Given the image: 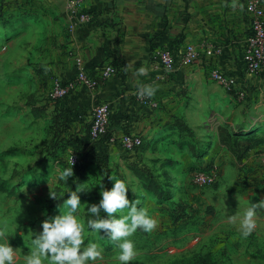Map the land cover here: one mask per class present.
<instances>
[{"label": "crops", "instance_id": "obj_1", "mask_svg": "<svg viewBox=\"0 0 264 264\" xmlns=\"http://www.w3.org/2000/svg\"><path fill=\"white\" fill-rule=\"evenodd\" d=\"M72 1L0 0V59H15L6 77L31 75L50 87L52 79L73 82L81 59L98 85H77L56 104L57 123L62 131L82 129L77 146L89 160L126 162L141 205L158 221L151 233L138 229L136 235L153 239L187 227L207 238L225 226L239 229V220L229 217L264 200L256 161L264 153V72L248 77L241 64L254 17L250 0H81L79 13L88 17L83 22L68 10ZM188 46L199 55L188 73L181 66L171 72L159 67L162 50L181 54ZM205 46L215 53L205 55ZM108 65L115 73L104 79ZM141 66L147 74L135 75ZM210 67L236 76V89L211 82ZM138 83L159 87L154 96L139 97ZM101 103L110 107L109 133L93 143L88 129ZM49 107L41 110L44 117ZM128 132L143 137L137 155L111 142ZM212 167L219 170L218 184L192 190L189 174Z\"/></svg>", "mask_w": 264, "mask_h": 264}, {"label": "rangeland", "instance_id": "obj_2", "mask_svg": "<svg viewBox=\"0 0 264 264\" xmlns=\"http://www.w3.org/2000/svg\"><path fill=\"white\" fill-rule=\"evenodd\" d=\"M13 60L0 59V231L13 249L19 250L16 264H24L23 257L31 251L33 233L42 231L44 220L60 214L63 200L69 198L67 192L75 191L77 185L85 190L78 193L85 224L82 247L89 239L94 240L103 250L96 264H119L115 259L119 249L104 236V230H101L103 237L99 233L91 234L87 208L99 203L102 185L107 189L113 187L111 177L125 180L129 200L139 199L142 203L133 178L125 173L126 162L122 159L113 163L89 160L88 152L77 146L83 138L80 137L82 129L71 127L62 131L57 123L55 107L58 103L49 98L50 81L31 75L24 79L6 77ZM46 106L53 109L49 117H44L41 111ZM33 110L40 113L35 114ZM127 153L137 155L138 151ZM71 155L78 157V164L73 166L74 175L67 184H56L57 168L68 166ZM120 171L124 178L118 176ZM256 213L257 226L246 238L240 235L239 229L229 226L207 238L198 230L191 234L187 227L161 233L153 239L134 233L130 239L135 242L137 256L130 264H264V207L258 206Z\"/></svg>", "mask_w": 264, "mask_h": 264}, {"label": "clouds", "instance_id": "obj_3", "mask_svg": "<svg viewBox=\"0 0 264 264\" xmlns=\"http://www.w3.org/2000/svg\"><path fill=\"white\" fill-rule=\"evenodd\" d=\"M235 7V4H233ZM148 68L141 66L135 75L143 76ZM139 97H152L158 90V85L137 84ZM66 167H58L54 182L67 184L68 179L74 175L72 157L68 159ZM114 185L111 189L101 186V199L99 203L88 205L87 226L91 234L105 235L113 242L119 251L115 259L119 264H130L137 256L135 242L130 239L139 229L145 233H151L158 224L154 216L150 215L147 206H142L139 199L132 201L128 198L129 186L125 180L111 177ZM85 191L82 185H77L75 191L67 192L69 198L63 200V210L55 217L42 222V231L31 237V251L23 257L24 264H96L102 257L101 245L89 239L84 243L85 224L82 217L83 206L78 193ZM56 198V194L51 192ZM264 207V200L258 204L246 207L243 212H238L229 217V220H239V231L242 237H248L255 230L256 209ZM106 213L107 215H101ZM120 213L119 216L116 214ZM35 237V238H33ZM98 237L97 239H99ZM8 238L0 231V264H16V254Z\"/></svg>", "mask_w": 264, "mask_h": 264}, {"label": "built area", "instance_id": "obj_4", "mask_svg": "<svg viewBox=\"0 0 264 264\" xmlns=\"http://www.w3.org/2000/svg\"><path fill=\"white\" fill-rule=\"evenodd\" d=\"M81 0H75L68 4V10L72 15L80 18L81 22L85 21L88 17L84 13H79V6ZM248 9L254 14L250 21L248 35L245 39L242 54L241 64L242 69L248 77L258 76L264 72V10L259 0H250ZM205 55L211 56L215 53L212 47L200 48ZM198 51L195 47L188 46L185 52L178 54L172 48L162 50L158 55V65L165 72H171L182 67L185 73H188L193 65L197 62ZM78 72L76 81H62L57 78L52 82L49 98L55 103L65 102L72 90L77 86H85L90 89L97 87L98 83L91 79L83 68L81 59H77ZM115 73L113 66H106L102 70L104 79H109ZM208 79L213 83H218L227 90L236 89L238 79L234 75L226 74L214 67H210L207 71ZM240 98L243 93L239 94ZM145 103L150 108H156L157 104L154 101L144 99ZM110 126V107L106 103L99 104L92 115V121L88 129V139L93 143H98L104 139L109 133ZM112 143L118 146L124 152H136L143 147V137L140 134L128 132L118 139H112ZM73 166L78 164V157L71 155ZM256 161L263 170L264 174V153L256 157ZM220 174L216 167L194 171L190 174V184L195 189H204L212 187L219 182Z\"/></svg>", "mask_w": 264, "mask_h": 264}, {"label": "trees", "instance_id": "obj_5", "mask_svg": "<svg viewBox=\"0 0 264 264\" xmlns=\"http://www.w3.org/2000/svg\"><path fill=\"white\" fill-rule=\"evenodd\" d=\"M39 111H35V114H37ZM40 113V112H39ZM41 115V114H40ZM106 138H108V135L106 136V137H104V139L106 140ZM218 184V183H217ZM217 184H215V185H217ZM214 185V186H215Z\"/></svg>", "mask_w": 264, "mask_h": 264}]
</instances>
